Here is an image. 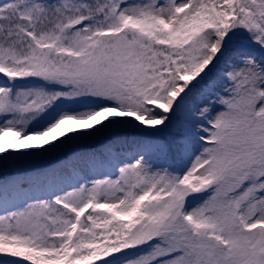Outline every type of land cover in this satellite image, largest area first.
Instances as JSON below:
<instances>
[{"label": "snow or ice", "instance_id": "obj_1", "mask_svg": "<svg viewBox=\"0 0 264 264\" xmlns=\"http://www.w3.org/2000/svg\"><path fill=\"white\" fill-rule=\"evenodd\" d=\"M0 264H264V0H0Z\"/></svg>", "mask_w": 264, "mask_h": 264}]
</instances>
